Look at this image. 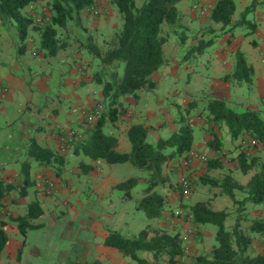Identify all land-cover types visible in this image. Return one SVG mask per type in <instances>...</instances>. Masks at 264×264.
I'll return each mask as SVG.
<instances>
[{
    "label": "trees",
    "instance_id": "obj_1",
    "mask_svg": "<svg viewBox=\"0 0 264 264\" xmlns=\"http://www.w3.org/2000/svg\"><path fill=\"white\" fill-rule=\"evenodd\" d=\"M105 1L115 7L120 16V23L110 36L103 37L98 42L94 41L90 34L80 30L79 33L85 40L79 35L74 37V40L79 41V47L90 55V59L97 61L98 67L91 73V79L100 85V102L103 103L104 109L92 124L82 129L80 137L69 148L79 150L91 159L100 158L107 163L130 160L138 167L146 169L147 177L141 194L136 198L135 207L142 209L149 218L161 219L166 213L172 215L171 203L166 192L162 191L168 181V175L163 169L170 160L183 158L190 148L192 124L189 123L187 115L191 110L198 108L197 115L202 118L198 126L210 135L206 140L207 145L221 150L222 140L216 131L219 127H224L230 139H239L236 145L238 147L242 146L240 143L243 142L264 147V109L232 103L215 96L192 97L183 108L185 115L181 114L176 120V129L165 137L149 141L147 135L150 125L142 120L131 122L126 128L130 148L127 151L116 150L117 138L103 131L104 124L117 121L125 112L124 95L131 94L137 99L141 91L155 87L152 73L166 63L164 44L172 32L177 33L178 29L182 32L180 42H184L188 34L183 27H188L183 23V13L175 6L179 0H143L139 5H135L133 0ZM40 2H44L49 17L42 24H37L24 7ZM261 2L264 0H249L240 14L242 21L248 20L245 18L246 13ZM90 4L95 5V0H0V15L10 17L14 21L21 38L28 35L29 29L36 31L40 49L44 54L52 56L71 42V25L76 23L79 26L80 11ZM234 8L233 0H214L210 3L207 16L219 24L220 30L231 31L236 27L232 23ZM82 28L84 29V26ZM207 29L210 32L215 31L211 23ZM200 31L201 34L207 32ZM193 36L196 37L197 34L194 33ZM207 37H200L191 49L204 48L213 40L212 35ZM244 58L243 52L237 50L231 71L223 76L224 80L250 83L252 66ZM248 153L246 149L240 148L235 157V168L247 176L244 183H240L229 173L221 178L204 173L200 177L201 181L212 188L218 187L217 191L213 190L212 195L206 198L179 204L184 219H189L195 224L216 225L215 242L211 249L207 253L193 254L192 264H264V250L248 252L254 233H264V216L249 214V208L264 203V160H260L257 154ZM27 154L40 164L48 165L51 161L54 162L55 172H59L61 168L60 151L41 147L33 139L29 140ZM205 162L207 169L224 168L220 153L207 157ZM137 181L138 177L129 176L115 184L114 189L119 190L123 197H130L129 189ZM14 186V183L0 178V200ZM179 188L180 185H175L172 189L181 195ZM191 188L190 179L189 193ZM215 194L226 195L232 203L236 217L230 229L224 226L227 211L210 206V199ZM41 214L38 202L33 200L28 203L25 214L15 215L12 219L17 222L18 229L25 236L28 229L38 227L31 219ZM7 238V232L0 221V252ZM104 244L118 249L122 256L130 259V264H153L152 261L174 264L176 257L184 251L181 233L155 222L147 223L133 234L122 235L115 230L109 231ZM140 250L151 252L150 256L139 254ZM82 264L96 263L88 260Z\"/></svg>",
    "mask_w": 264,
    "mask_h": 264
},
{
    "label": "crops",
    "instance_id": "obj_2",
    "mask_svg": "<svg viewBox=\"0 0 264 264\" xmlns=\"http://www.w3.org/2000/svg\"><path fill=\"white\" fill-rule=\"evenodd\" d=\"M208 1L212 3L214 0ZM233 2L235 6L236 4L245 6L249 0H233ZM31 5L32 8L27 5L24 9L32 18V15H37V13H35L36 4ZM186 5L188 9L189 0H187ZM254 10H258L256 16L258 21H256V18L253 20L248 19L247 22L250 27L243 33L236 32L234 28L231 31L220 30L219 33L206 30L207 32L201 34V31L196 32L193 29L194 27L190 25V34L187 33L188 36L183 45L192 48L200 37L206 38V36L211 37V35L213 40L217 39L213 49L214 55L209 61L210 55H203L207 47L199 53L201 55L199 57L201 65L197 66V70H194V67L190 64L191 62H185V66L180 65L179 62L172 59V55L175 54L170 55L169 58L164 51L166 63L152 73V77L155 79V87L141 91L137 99L131 94L124 95L125 112L119 116L117 121H108L104 124L110 125L118 132V136L113 134L117 138L116 150L127 151L130 148V144L127 145L125 138L126 128L131 122L142 120L150 125L148 133L156 138L165 137L166 134L176 129V110L184 108L192 97L215 96L229 100L234 96L237 99L243 93L238 94L235 88L246 86L247 89L256 90L259 101L260 98H263L260 94V87L264 86V81L256 77L255 72H262L263 70L260 68L264 65L263 58L260 57V37H264V2L256 4ZM179 12L185 13L183 11ZM10 19V17L0 15V115L3 116V119L0 120V170H3L0 178L14 183L15 186L8 190L0 200V221L8 236L0 252V264H2L5 256L4 253L8 254L6 255L8 259H12L19 264L21 253H23L26 245L25 239L23 241L15 240V244H19L15 246L16 253L13 254V249L6 250L10 233L19 231L17 222L12 217L25 214L28 203L36 200L42 214L31 219V222L38 224V227L28 229V231L41 230L43 223L35 222V220L46 212L47 205L45 201L49 199L51 202L56 203V194L63 189L64 184L67 186L70 184V179L66 175V170H64L65 162L69 159L67 151L80 155L81 172L86 171L92 178L97 175L93 165L94 160L88 155L89 159H85L84 155L81 154L82 152L73 148L60 151V154H62L61 168L59 172H53L54 162L51 161L48 165L40 164L27 154L29 140L33 139L39 146L46 149L58 150L57 140L51 136V129L54 125L58 123L63 127L75 126L81 132L86 127L83 123L85 118L81 114L73 112L72 107L77 105L93 108L96 102L101 101L102 96L100 85L91 79V73L98 67L97 61L90 59L87 52L78 51L76 47L68 43L59 49L56 54L46 55L39 47L37 32L29 29L28 35L21 38L14 21L12 23ZM211 24L215 27L213 21ZM113 30H115L114 27L111 32ZM194 33L197 34L196 37L193 36ZM173 45L174 48L182 46L176 41ZM237 50L243 52L245 61L252 66L251 81L248 84L223 79V76L231 71ZM177 54L179 55V53ZM180 81H182L183 87L178 85ZM34 91L37 92L38 97H33ZM151 94L153 97L150 96ZM246 100H248L247 97ZM16 101L24 103L25 108L31 114L14 115L10 104ZM259 103L249 101V103H242L241 105L260 107ZM34 114L38 115L39 120L35 121L33 119ZM196 125L201 130L202 140L193 142L192 132L190 148L203 152L208 157H214L220 153V159L224 165V168L221 169H207V162L199 159L191 161L194 166L190 167V173L194 185L196 181L201 183L196 188V193L200 194L199 190H205L209 187V184L201 181L200 177L204 173L221 178L224 176L222 174L223 170L226 169L234 178L235 175L233 174L238 172V169L235 168V157L240 148H244L236 146L239 139H230L224 127L216 129L222 140L221 150L210 148L206 143L210 135L198 124ZM20 157L23 165L18 168L16 163L19 162ZM48 180L54 182V192L47 193L45 191ZM246 180L247 176L239 182L244 183ZM106 181L107 178L102 182H97L94 187L98 190L102 187L107 189L109 186ZM110 186L114 187V185ZM216 195L210 199L211 203ZM85 205L90 207L88 202ZM216 205L220 209L225 206V203H221L220 206V202H217ZM87 223L90 226L82 224V229L91 232L90 236L85 235L86 237H75V239L65 238L67 241L58 248L53 247V244L50 245V243H46L40 248L35 247V251L31 253V259L40 262L41 259L47 260L51 256H61L60 258L65 260L66 264H82L88 260L101 264L105 259H109L110 254L114 253V247L104 244L107 234L103 233L99 239H96L101 229L100 225L97 221L92 224ZM156 224L162 225V220H159ZM196 226L202 230L203 241L200 243L195 242V247L192 250L189 248L191 256H185V262L188 264H192L191 257L193 254L207 253L214 243L211 236L206 235L209 230L211 234H214L215 230L213 228L205 224H196ZM263 236L264 233H254L252 245L250 246L252 252L260 251V247L263 245L260 237ZM19 248L20 252L18 253ZM150 253L149 251L143 252L142 255L149 257ZM88 255L92 256V259Z\"/></svg>",
    "mask_w": 264,
    "mask_h": 264
},
{
    "label": "rangeland",
    "instance_id": "obj_3",
    "mask_svg": "<svg viewBox=\"0 0 264 264\" xmlns=\"http://www.w3.org/2000/svg\"><path fill=\"white\" fill-rule=\"evenodd\" d=\"M133 1L135 5H139L143 0ZM193 1L194 0H189L188 9L186 5L187 0H179L175 4L177 10L185 12L183 13L182 17L183 23H185L188 28H190V25L194 27L193 29L196 32H199L200 30H208L207 27L212 22V20L207 16L208 10L203 13L195 11L192 8ZM203 2L209 3L210 5V2L208 0H203ZM246 5L244 6L243 4H236L234 8L232 23L236 26V32L243 33L250 27L247 22L248 20L244 22L242 21V18L240 16L242 10L246 7ZM94 7L97 8V13L95 15L91 13L88 7H85L80 11L79 26H77L76 23L71 22V27L73 30L70 32V38H68L71 41L70 44H72L73 47H76L78 51H83V49L79 47V41L74 40V37L76 35H79L82 40H85L84 36L79 33L80 30H83L85 33L90 34L94 41L97 40L99 42L103 37H109L111 34V29H113V27L115 29L120 23V16L117 10L112 5L106 3L105 0H95ZM35 13L43 18L44 22L49 17V11L46 8L44 2L36 4ZM257 15L258 10L253 9L252 11H248L246 13L245 18L253 20ZM10 20L13 23V20ZM256 21H258L257 18ZM238 22L242 23L239 24ZM83 26L84 29L82 28ZM188 28L183 27L184 31L190 34ZM219 31V24L215 23V32L219 33ZM180 33L182 32L179 29L177 33L172 32V34L169 36L168 41L165 43L166 45L164 44L165 46L163 49L169 58L170 55L175 54L172 55V59L179 62L180 65L185 66V62H191V66L194 67V70H197V66L201 65V63H199V57L201 56L199 53H201L203 49L207 47L203 55H210V57L208 58L209 61V59L212 58V55H214L213 49L216 45L217 39L212 40L211 42L206 44V46L200 51L199 49L192 50L190 46H185L183 45L184 42H180ZM209 37L210 36H208V38ZM263 39L264 37H260V57L263 58L264 62ZM174 41L179 42L180 44H182V46H180L179 48L176 45L177 48H174ZM177 53H179V55ZM204 64L206 63L204 62ZM260 69H262L263 71H259V73L255 72V76L264 81V65H262V68ZM178 85L183 87L182 81H180ZM235 90L238 94L243 93V95H240V98L237 99H235V97L233 96L232 99L228 100L229 102L238 104H246L249 103V101L255 103L260 102V107L264 109V86L260 87V94L263 96V98H260V101L257 98L255 89L252 90L250 88L247 89L246 86H237ZM38 96L39 95L37 94V92L34 91L33 97ZM150 96L153 97L152 94ZM246 97L248 100H246ZM10 106L14 115L18 116L20 114H31V112L25 108L24 103H18L16 101L10 104ZM197 109L198 108L196 107L194 110H191L189 115H187L189 123L192 124L193 142L202 140L201 130L196 125L201 123L202 121V118L197 116ZM262 111V115L264 116V110ZM181 114L185 115V112L183 111V108H178V110H176L177 118L175 119H178ZM2 119L3 116L0 115V120ZM33 119L35 121L39 120L38 115L34 114ZM102 129L105 133L115 134L118 136V132L116 131V129L108 124L104 125ZM154 138H156L154 135L148 133L147 140L153 141ZM125 140L127 145H129L127 137L125 138ZM240 144L242 145V148L246 149V151L249 152L248 154H257L259 155L260 160H264V147L252 145L251 142H243ZM67 154L69 159L65 162L64 170H66V175L70 179V184L68 186L64 184L63 189L59 190V193L56 194V203L51 202V200L49 199L45 201L47 205V210H45L46 212L44 213V215L35 220V222H42L43 228L41 230L28 231L25 236L20 232L19 229V231L15 233H10V237L6 244V250L13 249V254L16 253L15 246L19 245L15 244V240L23 241V239H25L26 241L23 253H21L19 264H66V261L60 258L61 256H51L49 259L47 258V260L41 259L40 262L33 261L31 259V253L35 251V247L40 248L46 243H50V245L53 244V247L58 248L62 244H64L65 241H67L65 240V238L75 239V237L82 238L86 237L85 235L90 236L91 232L82 229V224H87L88 226H90L87 222H90L92 224L93 222L95 223L97 221L100 225L101 229L100 232H98L96 239H99L100 236L103 235V233L108 234L109 231L113 230L118 231L122 235L137 233L141 228L146 226L147 223H158L159 220H162V225L160 224L161 226L166 227L171 231H179L181 235L185 232L189 234L188 240L183 241L184 244L186 243L189 245L190 250L195 247V242L200 243L203 241L202 230H200L199 227L196 226L195 223L191 220L184 219L183 210L181 209L180 205L183 203L191 202L192 200L198 198H206L207 196L212 195L213 190L217 191L218 187L212 188L209 186L208 189L199 190L200 194L196 193V188L199 187L201 183L200 181H196L194 185V180H192V175L190 173V167L194 166L193 163H189L186 166H183L181 165L180 158L170 160L168 162V165L164 167L163 172L168 175V181L166 182L165 187L162 188V191L166 192V195L171 203L170 206L172 208V215H168L166 213L163 215L164 217H162V219H155L147 217L142 209L135 207L136 198L141 194L142 188L144 186V181L147 177L146 169L138 167L130 160L121 161L120 163H107L105 160L99 158L93 159V165L95 168V173L97 175L96 177L92 178L90 177V174L88 175V173H86V171L81 172L82 167L79 165V154L77 155L73 152L68 151ZM81 154L82 156L84 155L85 159H89L86 154ZM16 165L18 168H21V166L23 165L21 157ZM53 167L54 172L56 170V165H54ZM2 173L3 170H0V174ZM227 173L229 172L224 169L222 174L225 175ZM233 175H235L234 178L238 181L246 177V175H244L239 170ZM129 176L138 177V181L129 189L130 197H123L119 190L114 189V187H111L110 185H115L122 179H125ZM182 176L189 177L192 182V188L190 189V193L187 198H183L178 194L177 191H173L172 189L175 185L179 186V180ZM106 178V184L109 186V188L105 189L102 187L98 190L94 187L97 182H102ZM52 191L54 192L53 188L50 193ZM86 202L89 203L90 207L85 205ZM217 202H220V206L221 203H225V206H222L220 209H225L227 211L228 215L224 221V226L226 229H230L234 225L236 217V214H234L233 211L232 203L230 202V199L224 194H217L210 206L212 208H217ZM249 210V214H251L252 216L258 214L264 216V203L252 206V208H249ZM205 225L216 230V225L213 223H205ZM193 226H195V230H193ZM189 228L190 231L188 230ZM206 235L211 236L212 242H215L214 234H211L210 230L206 232ZM63 236L65 237L62 238ZM260 241L261 244H263L260 247V250H264V236L260 237ZM113 250L114 253L112 255L110 254L109 259H105L101 264H130L131 261L127 256H122L121 252L116 248H114ZM139 252V254H142L143 252L146 253L148 251L140 250ZM248 252L254 253L251 251V248L248 249ZM4 255L5 256L2 260V264H17L14 260L8 259L6 257V255H8L7 253H4ZM185 256H191V254H189L188 252V254H186ZM89 258L92 259V256H89ZM152 262L153 264H168L156 263L154 261Z\"/></svg>",
    "mask_w": 264,
    "mask_h": 264
},
{
    "label": "built area",
    "instance_id": "obj_4",
    "mask_svg": "<svg viewBox=\"0 0 264 264\" xmlns=\"http://www.w3.org/2000/svg\"><path fill=\"white\" fill-rule=\"evenodd\" d=\"M29 8H32L31 4H28ZM209 3L203 2V0H194L192 3V8L195 11L203 13L209 10ZM88 8L90 9L91 13L95 15L97 13V8L94 5H89ZM32 19L34 23L42 24L43 18L39 15H32ZM104 109V105L102 102L98 101L95 103L93 108L85 107V106H73L72 111L75 113L81 114L85 118L84 125L87 126L88 124H92L96 118L100 115L101 111ZM81 135V132L75 126H66L63 127L62 125L56 123L54 127L51 129V136L57 140V149L59 151H64L65 149L69 148ZM207 154L195 150L193 148H189L186 152L185 156L181 159V165L186 166L187 164L191 163L193 159H199L201 161L207 160ZM47 188L45 191L48 193L54 188V182L48 180L47 181ZM180 185V193L183 198H187L189 194L190 188V179L187 176H182L179 180ZM196 225V224H195ZM190 231V228L188 229ZM193 230H195V226H193ZM183 240H188L189 234L186 232L181 235ZM189 252V245L184 244V251L183 254H180L176 257V261L174 264H186L185 263V255Z\"/></svg>",
    "mask_w": 264,
    "mask_h": 264
}]
</instances>
